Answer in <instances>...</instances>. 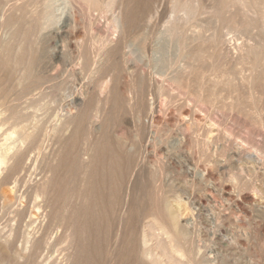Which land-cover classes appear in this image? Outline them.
Listing matches in <instances>:
<instances>
[{
  "label": "bare ground",
  "instance_id": "obj_1",
  "mask_svg": "<svg viewBox=\"0 0 264 264\" xmlns=\"http://www.w3.org/2000/svg\"><path fill=\"white\" fill-rule=\"evenodd\" d=\"M60 1L61 3L57 4ZM83 1L88 6L84 11L78 6V2L81 4V1H72L74 12L72 15L74 16L68 18L69 20L67 19L66 23H63L64 25L57 24L56 28L47 35L46 43L40 41L38 37L46 27L52 26L53 21L61 20L66 8V4L62 0H0L1 15L7 13L3 19L4 21L2 20V24L11 25L14 28L10 41L0 42V171L4 170L3 167L6 166L5 174L2 172L3 170L1 171L3 175H1L2 179L0 178V180L3 185L13 184L9 189L18 191V187L25 182L28 183V181H24L25 176L23 175L26 172H32L29 171L31 165L29 166L28 163L30 160L32 162L34 152L38 151L37 154H39L45 148L43 137L48 133H45L47 121L45 122V119H43L45 123H42L43 120H41V124L39 122L38 124L35 123L36 111L40 110V103L46 101L47 110L51 109L53 113L55 109L59 114V112L66 110V107L75 108L76 103L72 99L74 90L81 84V89L78 88L82 92L83 88L87 86V89L83 90L86 92L81 93V95L84 93V97L79 94L83 98L81 99L80 108L78 107L79 112L71 120L63 121L60 130H58L57 143L59 148L55 157L53 156L54 160L49 157L50 159L45 158L43 161V181L40 180L41 183H36V186L32 184V187H28L29 183H25L28 190H31V196L33 195L36 199L43 196L41 201L44 202L43 205L26 204L28 201L25 200L26 205L21 203L20 206H16L8 198V202L12 204L9 203L11 205L9 208H12L11 212L15 213L22 224L26 222V228L32 221L34 212L32 210L37 209L40 212L41 209L49 208V220L47 223L45 222L46 224L42 222L44 223L43 229L41 228L42 234L40 229L41 235H38L39 237L36 239L33 238L34 241L32 240L29 253L25 257L23 256L24 260H17L15 264H44V259H47L46 253L53 252L55 248L62 251L67 250L68 254V251L73 249L72 264H200V259H197L193 245L196 243H193L194 240L191 234L193 230L190 232L189 227L181 222L180 215L172 204L173 200H170L171 196L168 195L171 190L166 189L164 183L168 172H165V165L167 164L164 163L163 159H167L170 163L173 158L168 156L163 158L165 153L161 156V150L159 149L160 153H158L159 150H156L157 153L155 152L159 159L156 155V160L151 157L147 161L145 160V156L148 157L145 146L150 139L148 137L151 131L148 125L142 124L145 122L141 121L145 115L149 114L153 106L152 101H150L152 90L157 89V92L159 91L164 96L166 94L163 91L166 88L164 86L168 83L171 86L173 85L174 88L176 86L180 91L185 90L187 86L193 83L192 87L195 86L194 89L197 92L199 91L196 88L205 86V80H209L207 78L203 79L206 72L204 73V70L201 69L208 64L211 65L210 61L212 60L216 59V61L222 62L221 51H218L222 34L219 35L218 32H214L211 33L212 36L210 34L206 36L208 28H203L198 33L189 34L190 30L188 33L187 30L182 31L184 28L179 30L177 27L175 29L172 27L173 34L171 35H175V39H178L180 57L183 58V61L184 58L190 57L188 58L191 63L186 58L185 64L182 65L185 69H188V72L186 74L182 73L180 70L183 67L178 69L180 65L178 67L171 66L173 68H170L171 70H167V72L154 71L151 67L152 64L146 67L147 63L141 64L135 62L137 60L131 59L127 53V48L135 40L146 44L151 37L150 35L154 34L151 33L152 30L149 24L144 25V23L157 0H124L121 1L122 3L120 2L123 7V25H114L116 29L119 27L121 30L120 37L118 36L119 39L115 43L110 38V33L114 29L109 27L111 32L107 33L104 30V32H101L96 29L97 25H93V17L96 12H101L105 8L102 4L103 0ZM214 1L216 9L213 16L222 17L227 7L234 8L233 12L231 10L233 8H230V12H228L231 16L229 21L233 25L238 24L235 17L241 5L242 8L244 7L243 9L247 7L246 12L248 9L262 12V19H264V0ZM203 2V0H173L171 3H173V13L176 10H183L184 15L188 18V15H195V12L202 11L204 13L208 3L204 2L206 4L204 5ZM243 9H241V13L244 12ZM225 14L227 15V12ZM226 15L224 19H226ZM244 17L246 20L242 25L246 28L251 22L247 20L245 15ZM227 18L229 17L227 16ZM150 19H152V16H150ZM173 25H175V22ZM12 28L8 30H12ZM17 40L23 43H20V47L16 48L14 41ZM18 41L17 43H19ZM46 44L47 46L53 44L49 54L43 51ZM215 63L214 61L213 66L216 65ZM207 67V69L210 68ZM217 68L219 69L218 66ZM220 70L216 71L221 73ZM259 75H262V73ZM219 79H216V81H219ZM260 79L263 80L260 81ZM226 80L228 82V79ZM229 80L231 81L230 78ZM259 81L264 88V78H259ZM259 81L257 82L259 83ZM207 84L205 87L211 89L212 84L210 86ZM223 84L226 85L224 82ZM231 84H228L227 87H230ZM189 87L191 88V86ZM232 87L233 84L230 89ZM107 88H109L108 95L103 98V93ZM191 89L193 90V88ZM205 89L203 87V92L199 89V93H206V96L208 94L209 97L205 99L206 103L213 104L211 103L213 101H216L215 104L219 103L222 96L219 97L218 92H215V94L213 92L212 94L217 96L215 98L219 97V99L215 100L213 97L212 101V94L209 95L212 91L208 88L207 90L210 92H205ZM180 91L178 90V92ZM219 92L221 93V90ZM181 93L185 94V91ZM192 93L195 94V91L193 90ZM201 95L200 98H204ZM200 98L197 97L196 99ZM174 100L176 99L174 98ZM174 100L169 103L171 99H168L167 102L172 104ZM186 100L181 99V102H187ZM196 102L199 103V100ZM199 104H202V102ZM37 106L39 107L36 108ZM46 118L48 119V117ZM98 118L100 124L95 126L94 124ZM154 120L156 121V119ZM68 127H72L70 134L63 136L62 133ZM121 128H125V134L117 132ZM159 133V130L155 131L157 136ZM14 136H17L16 140H12ZM162 136L164 135L162 134ZM166 139L158 137L157 143L154 141L155 148L165 143ZM194 141L197 140L194 139ZM201 141L202 148L207 146V141L204 139H201ZM195 143L199 144L198 141ZM24 144L26 147H22ZM36 158L39 159L38 156ZM40 160L41 158L36 161L42 162ZM30 176L33 175L30 174ZM16 195H14L15 200L17 199ZM5 203L4 201L3 204ZM3 210H0V213ZM8 210L10 212V209ZM5 212L8 213V211ZM8 216L11 217V215ZM0 219L2 220L3 217L1 216ZM28 230L30 231V229ZM26 237L28 236L26 235ZM56 249L55 251H57ZM61 250L58 251L61 253ZM48 255L50 257L51 254ZM6 260L7 257L1 252L0 262L2 261V264H5ZM51 264L53 263L51 262Z\"/></svg>",
  "mask_w": 264,
  "mask_h": 264
},
{
  "label": "rangeland",
  "instance_id": "obj_2",
  "mask_svg": "<svg viewBox=\"0 0 264 264\" xmlns=\"http://www.w3.org/2000/svg\"><path fill=\"white\" fill-rule=\"evenodd\" d=\"M62 1L64 2V4H66V8H65V12L61 16V20L60 19H58L57 21L55 20L53 21V24H51L52 26L46 27L38 37L40 41L42 40L46 42L48 38L47 35L50 34V32L53 31V29L56 28L57 24L64 25L66 23L65 21L68 18H72L74 16L72 15L74 13L72 9V1L73 2L81 1L82 5L78 2V6L83 11L85 10V8L88 7L87 4H85L86 2L84 3L83 0H62ZM110 1L111 3L108 4V2ZM110 1L103 0L102 4L103 6H105L104 9L106 10L104 9L101 10L102 13L96 12V14L93 17L94 18L93 25L95 26L97 25L98 28L96 26V29L101 32L105 31L108 33L111 32V28L114 29L112 30V33H110V38L115 43L119 39L118 36L120 37L119 33L121 30L119 29V27L118 29H116L114 25H119V24L123 25V18H122L123 7L121 1L124 0H110ZM203 1L206 4L208 3L206 5L203 2V4L207 6L205 7L206 9L204 10L205 14L200 10L201 12H195L196 13L195 15L192 16L188 15L187 18L186 15H184L185 13L183 12V10L182 11L176 10L173 13L172 10L173 3H171L173 2V0L172 1L157 0L156 3L153 5L154 7H152L150 14L146 17L145 19L146 22L144 23V25L149 24V27H151L152 30L151 33L154 34L150 35L151 37L146 42V44L142 43L139 40L137 41L135 40L132 41L131 42L132 45H130V47L127 48V53L130 55L131 59H133L134 61L137 60L135 62H140L141 64L147 63L148 65L146 67H149L150 64L154 65V66L151 65L154 71L161 70L167 72V70L170 71L173 68L171 66L178 67L180 65L178 69H181V67H183L182 69L184 70L182 71L181 69L180 71L186 74V72H188V69L187 68L185 69L184 66L182 65L185 64L184 61H186V58L189 61L190 57L188 56L189 58L188 57L184 58L185 59L184 61L183 58L180 57V49H179V44L177 42L178 39H175L176 38L175 35H171L173 34L171 30L175 29L176 27L179 28V30L184 28V30H182L183 32H185V30H187L186 32L190 30V33L189 32L188 33L194 34V32L198 33L203 28H208V30L206 31L207 32L206 36L207 35L209 36V34L210 36H212L213 34L211 35V33L214 32H218L219 35L222 34L218 49L219 52L221 51L220 53L222 55L221 57L222 62H218L216 61V59L215 60L211 59L212 61H210V63L212 66L208 64L207 66L210 67L209 69H207L208 68L207 66L201 69L202 71L204 70L203 71L204 73L206 72L205 75L204 73L201 72V74L204 75L203 79L207 78V80H209V81L205 80L204 83L205 86L207 82H209L207 84L208 86L212 84L211 85L212 90L210 89V87H208L209 90L212 92L208 91L207 90L208 88L203 86L204 88H206L205 92L206 91L210 92L209 95H211L213 92H214L213 94H215V92L216 93L218 92L219 97L220 95L222 96V98L220 97L221 100L219 99V97L215 98L217 96H214L212 94L211 96L212 101L214 98L215 100L219 99V103L215 104L214 102L216 101L211 102L213 104L206 103L205 99L209 97L208 94L206 96V93L205 94L199 93L200 90H202L201 92L204 91L203 87L196 88L199 91L197 92L194 89L195 86L192 87L194 83L189 86L193 88L195 94L192 93L193 90L189 86H187L186 89L187 92L188 91L191 92L187 93L185 88H183L185 90L180 91L179 88H177L176 86L174 88L173 85L171 86L169 85V83L167 85L165 83L166 86L164 87L166 88L165 90H163L166 93L165 95L167 97L164 95L163 91L162 93L164 96H162V94H160L159 91L157 92V89L152 90L150 92L151 94L150 101H152L153 106L151 107V111L149 112L150 115L148 114L150 117L148 115H145L143 117L144 119L141 121V122H145L142 124L146 126L148 125V128L151 131L150 132L151 135L149 133V137H148L150 139L146 142L147 144L145 146L146 147L145 150L147 149L146 155H148V157L145 156V160L147 161V159H149L150 157L152 159L155 158L156 160L158 155L156 154L157 157H155L156 156L155 152L157 153L159 149L161 150V153L160 150L158 153H160L161 156L163 153L166 154L163 155V158L164 156H168L174 159V160L171 159L170 162L171 164L168 163L167 159H163L164 163L167 164L165 165V169H166L165 172L166 171L168 172L166 173L167 177H165L164 175L163 179L165 177L164 183L166 185V189L171 190L168 195L169 197L171 196L170 200H173L172 204L176 209V211L179 213L181 222L185 223L189 227L190 232L193 230L191 232L192 238L194 240L193 243L196 242L193 245L195 248L197 259L198 260L200 259V264H264V88L262 87V84H260V81H262L263 79L262 80L260 79L259 81V78L262 77L264 78V59H263L264 58L263 56L264 28H262L264 27V19H262L263 13L260 11H255V9L253 10L248 9V11L246 12L247 7L243 9L244 7L242 8L241 5L238 10V14L235 17L236 18L235 20L238 21V24L233 25V23L229 21L231 17L230 13L228 14V12H230V8L233 7L231 6L227 7L223 12L222 17L218 15L213 16L215 14V9H216L215 1L214 0H213L214 2L212 0H203ZM59 3H61V1L58 2L57 4ZM241 9L244 10V12L242 10L244 14L241 13ZM231 10L233 12L234 8ZM103 11L105 14L103 13ZM226 12L227 15L225 14ZM6 14L2 13L3 15L2 16L0 13L1 43L4 42V40L10 41L12 31L14 30V28H12L11 25L2 24L4 21L3 20L4 17H6ZM225 15H226V19H224ZM244 15L247 17V20L251 22V24L248 25L249 28L247 26L245 28L242 25V23H244V21L246 20ZM150 16H152V19L149 20ZM171 16L173 17L171 18ZM227 16L229 18H227ZM191 17L192 19L190 20ZM174 22L176 26L173 25ZM8 27L12 28V30L11 29L8 30L9 29ZM172 27L174 28L172 29ZM17 41H14L16 48L20 47V45L23 43L20 42V40L18 41L19 43H17ZM52 45L50 44L47 46L46 44V48L43 51L46 52V54H49L52 49ZM214 61L216 62L215 66H213ZM254 63L258 64V65L256 64L257 67ZM217 66L219 67V69L217 68ZM213 67L216 68L214 69ZM216 70H220L221 73ZM261 73L262 75H259ZM207 75L208 77H206ZM220 75L222 77H218ZM229 78L233 82H231ZM216 79H219V81L222 82L216 81ZM226 79H228V82H226L227 81ZM215 81L218 83H216ZM229 81L233 84L232 89H230L232 84ZM257 81H259V83ZM223 82L226 85H224ZM220 83L222 85H219ZM228 84L229 85L231 84V86L227 87ZM78 87H80L81 89V84ZM78 87L76 88L77 91L76 89L74 90V95L72 96V99L76 103L75 108L72 107L71 109L69 107H66L67 108L66 110L59 112V114L60 113L63 114V115L60 114L61 116L58 114V112L55 109L53 110V113L51 109H48L49 110L48 112L47 110L48 106L46 101L40 103L39 106L41 107L39 106L36 107V108L39 107L40 110L36 111L37 116L35 123L38 124L39 122V124H41V120L45 119V122L47 121L46 122L47 125H45L46 127L45 133L47 132L48 133L45 134L43 137L45 143L44 144L45 148L43 150L44 153L40 151L39 154L41 152L42 153L39 155L37 154L38 151L34 152L35 153L34 155L36 156L32 154L33 160L32 162L30 160V162L28 163L29 166L31 165L30 166L31 170L29 171L32 172L34 171L35 173L33 172L32 174V172L31 173L26 172L23 174L25 176L24 181H28V183L30 184L29 185L27 182H25L28 184L27 185L28 187L29 186L32 187L33 185L36 186L37 184L43 181L44 179L43 176L44 174L42 173V166H44L43 161L45 158L50 159L49 157H51V159L54 160L53 156L55 157L56 151L59 148V145L57 143L58 134H59L58 130H60L63 121L71 120L79 112L78 107L80 108L81 99H83L81 97H84V93L86 92V91L84 92L83 90L87 89V86L86 88L85 87L83 88L82 92L84 93L82 95H81L82 92L79 90ZM169 87L171 88V90ZM177 89L180 92L185 91V94L184 93L180 94V92H178ZM213 89H215L216 91L215 90L213 91ZM218 90L219 91L221 90V93ZM108 91L109 88H107L103 93V98L107 97ZM79 94L81 95V97ZM201 94L204 96V98L202 97ZM200 95L203 98V100L202 98H200ZM196 96L200 98L198 100L199 103L202 102V104L196 102L198 101L196 99L197 98ZM174 98L176 100H174ZM168 99L169 100L171 99L169 103H171L173 100L174 102L172 104H169L167 102ZM181 99L182 100L187 99L186 100L187 102L185 101L181 102ZM188 100H192V101H188ZM204 100L205 103L203 104ZM175 101H177L178 103L176 102L175 104ZM190 103L192 106L190 105ZM195 103L199 105L197 106ZM214 105H216L217 108ZM46 117H48V119ZM154 119H156V121ZM0 120H1V115H0ZM195 120H199V121H195ZM99 121L100 119L98 118L94 125L98 126L100 124ZM45 122L44 120L42 121V123ZM185 127L186 128L189 127V128L186 129ZM71 128L72 127L70 128L68 127L62 133L63 136H68L71 132ZM161 128L164 130H162ZM158 130L160 133L162 132V134L165 137L162 136V134L160 133L157 136L155 134V131ZM188 130L190 131L188 132ZM117 132L121 134H125L126 130L125 128L124 129L121 128ZM190 132L191 134H189ZM164 133L167 134L165 135ZM201 134L204 136H202ZM16 137L14 136L12 140H16L15 139ZM158 137L167 138L165 142L166 144L163 143L158 148H155L156 146H154V141L155 143H157L156 141H158ZM199 138L207 141V146H203L202 148V145L200 143L203 140L201 141V139ZM194 139L197 140L200 145L195 143L197 141H194ZM24 146L25 144L22 145V147ZM214 150L216 151L214 152ZM42 154L43 156L45 155L46 156L43 158V156H41ZM37 156L39 157V159L41 158L40 161L42 162H37L39 161V159L36 158ZM34 159L37 160V161L35 160L36 161L35 164L38 163L37 164L38 167L37 165L33 164L35 162ZM157 159H159V157ZM172 164L173 166H171ZM39 165H41V167H39ZM35 166L37 167V169ZM5 167L6 166L3 167L4 170H6ZM4 170L2 172L5 174L6 171ZM1 171H0V178L2 177L1 175H3ZM30 174L33 176H30ZM41 176L43 177L41 178ZM25 183H23L20 187H18V191L14 189L13 192L12 189H9L12 187L13 184L3 185L0 180V195H1L0 202L2 201L0 203L1 204L0 208L2 209L0 210L4 209L3 211H1L2 213H0L1 216L3 217L2 220L0 219V251L7 257L6 260L7 263L5 262V264H15L17 260L18 261L24 260L25 255H27V253H29L30 251L31 243L34 241V239L39 237L38 235L42 234L43 232L42 229L44 227L43 224L45 222L47 223L49 220V212H48L49 208H45V210L41 209L40 211L41 213L37 209L32 210L34 211L32 218L34 224L31 221L30 225L27 226V228L29 227L28 229H30L29 231L26 228V222H24L25 224L24 223L22 224L18 219V217L15 215V213L11 212L12 208H9V206H11L14 203H15L14 205L16 206H20L21 203L22 205H26L28 203H31L32 205L33 204L43 205L44 203L41 202L43 200L42 198L43 196L38 197L37 199L33 197V195L31 196L32 194L30 192L31 190L30 189L28 190V187L26 186ZM21 190L24 194L21 192ZM14 195L17 196L16 200L14 198ZM6 197H7L6 199L7 201L5 200ZM8 198L9 201L10 200L12 201V204L11 202H8ZM30 199L32 200V202L30 201ZM25 200L28 201L26 204L24 203L26 202ZM4 201L6 202L5 203L6 206L5 204H3ZM9 203L11 205H9ZM8 209H10V212ZM4 211H8V213L5 212L6 213L5 214ZM12 214L14 215L12 216ZM34 214L37 216H35ZM8 215H11V217ZM16 221L19 222L21 225ZM21 226L25 230L22 229ZM21 229L24 230V232H22ZM39 230L40 232L42 231L41 234ZM20 234H22L23 237L22 235L20 236ZM26 235L28 237H26ZM55 249L53 250L55 251ZM56 250L57 251L55 252L53 251L46 253L47 259L46 260L44 259V264L47 263L51 264V262L53 264H72L71 255L73 249H70L68 251L69 254L67 253V250L62 251L59 248H57ZM58 250H61V253ZM1 252H0V256H1ZM20 254L22 255L19 256ZM48 254H51L50 257ZM0 264H2V261L0 262Z\"/></svg>",
  "mask_w": 264,
  "mask_h": 264
}]
</instances>
